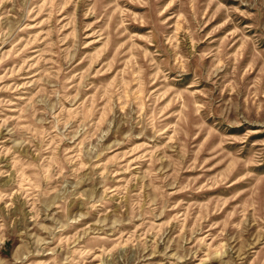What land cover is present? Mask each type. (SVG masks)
Instances as JSON below:
<instances>
[{"label":"rangeland","instance_id":"rangeland-1","mask_svg":"<svg viewBox=\"0 0 264 264\" xmlns=\"http://www.w3.org/2000/svg\"><path fill=\"white\" fill-rule=\"evenodd\" d=\"M0 264H264V0H0Z\"/></svg>","mask_w":264,"mask_h":264}]
</instances>
